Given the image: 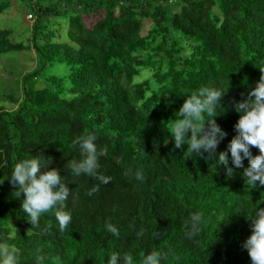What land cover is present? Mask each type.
Returning a JSON list of instances; mask_svg holds the SVG:
<instances>
[{
    "label": "trees",
    "instance_id": "obj_1",
    "mask_svg": "<svg viewBox=\"0 0 264 264\" xmlns=\"http://www.w3.org/2000/svg\"><path fill=\"white\" fill-rule=\"evenodd\" d=\"M28 1L36 7L27 15L28 45L0 29V55L32 51L36 66L20 73L16 92L2 96L14 108L0 106V243L18 249L20 264H37V256L45 257L40 264H106L114 251L139 264L153 250L165 254L161 264H251L242 247L246 218L264 207V186L251 188L243 168L226 178L216 154L236 135L234 104L264 69V0ZM9 7L0 0V14ZM58 21L69 42L52 41ZM58 65L63 74L41 77ZM205 85L227 90L225 111L215 117L227 135L215 153L190 156L186 145L174 148L171 126L186 95ZM86 134L96 136L108 184L74 177L67 167L83 158L74 141ZM32 155L51 160L47 167L70 190L64 210L72 221L64 232L52 213L33 228L23 195H12L6 177ZM129 169L143 180L125 175ZM196 212L205 223L189 236L186 222Z\"/></svg>",
    "mask_w": 264,
    "mask_h": 264
},
{
    "label": "clouds",
    "instance_id": "obj_2",
    "mask_svg": "<svg viewBox=\"0 0 264 264\" xmlns=\"http://www.w3.org/2000/svg\"><path fill=\"white\" fill-rule=\"evenodd\" d=\"M260 70L262 75L255 87L249 89L244 100L233 106L234 111L239 114L234 125L236 135L228 142L226 151L216 154V162L223 165L226 178L233 176L234 169L243 168L242 176L251 188L264 186V69ZM226 91L205 85L186 95L171 126L170 138L174 148L184 149L186 145L190 156L215 153L218 143L227 135L215 121V117L225 111L221 97ZM95 141L96 136L92 134L79 136L74 143L79 146L83 158L68 162L67 167L74 177L86 175L95 178L100 184H108L111 177L100 171L102 153ZM252 147L258 149V154H252ZM229 154L232 166H229ZM244 159L248 160L247 167L243 165ZM50 163L51 160L45 161L40 155H32L31 158L17 162L6 178L16 188L12 193L13 197L23 195L21 209L33 228L40 227L42 215L52 213L58 231L64 232L72 221L71 212L64 210L70 190L60 172L47 167ZM125 175L143 180V174L139 170L129 169ZM97 190L98 185L89 195ZM246 219L251 220L250 234L243 241L242 247L247 251L251 264H264V207L256 206ZM186 223L188 235L191 236L205 223L203 213L191 214ZM105 229L112 236L119 237V229L115 225L107 223ZM164 258V253L153 250L145 254L139 264H161ZM36 259L37 264H40L45 257L37 256ZM0 264H20L18 249L0 243ZM106 264H134V257L130 253L114 251L106 258Z\"/></svg>",
    "mask_w": 264,
    "mask_h": 264
},
{
    "label": "rangeland",
    "instance_id": "obj_3",
    "mask_svg": "<svg viewBox=\"0 0 264 264\" xmlns=\"http://www.w3.org/2000/svg\"><path fill=\"white\" fill-rule=\"evenodd\" d=\"M10 7L0 14V29L11 31L10 40L12 43H22L28 45V38L33 21L27 19L28 14L34 15L36 7L28 0H9ZM44 5H49L48 0H41ZM51 19H53L51 17ZM55 20V19H53ZM63 22V21H62ZM59 22L53 25L52 29L56 33V37L52 39L54 42H69L66 38L67 26ZM94 22L93 18L84 19L86 26H90ZM51 27V25H50ZM35 57L32 51L28 52H10L0 55V106L6 110H12L14 106L2 98L5 94L16 92L17 82L20 78V73L29 72L35 69ZM64 72V67L58 65L44 70L41 73L44 77L48 75H61Z\"/></svg>",
    "mask_w": 264,
    "mask_h": 264
}]
</instances>
